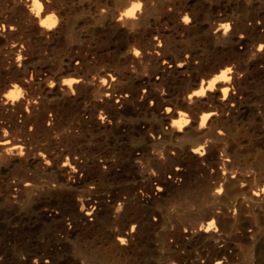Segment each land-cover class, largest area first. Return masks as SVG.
<instances>
[{
    "label": "bare ground",
    "instance_id": "1",
    "mask_svg": "<svg viewBox=\"0 0 264 264\" xmlns=\"http://www.w3.org/2000/svg\"><path fill=\"white\" fill-rule=\"evenodd\" d=\"M0 264H264V0H0Z\"/></svg>",
    "mask_w": 264,
    "mask_h": 264
},
{
    "label": "rangeland",
    "instance_id": "2",
    "mask_svg": "<svg viewBox=\"0 0 264 264\" xmlns=\"http://www.w3.org/2000/svg\"><path fill=\"white\" fill-rule=\"evenodd\" d=\"M44 234H42V232H41V230L40 229H37V230H35L34 231V240L35 241H40V242H42V243H46V238H45V236H43ZM36 238H37V240H36ZM40 239V240H39ZM66 242V243H65ZM65 242H62V244L61 243H58L56 246V250H54V249H51V252L52 253H50L49 254V256H63L62 258H64L65 256H73L74 255V253H75V248H76V246L80 243V241L79 240H74V239H70V240H68V241H65ZM76 242V243H75ZM74 244V245H73ZM52 245H53V243L51 242V243H49V246H51L52 247ZM62 248H61V247ZM50 247V248H51ZM58 247H60V248H58ZM61 249V250H60ZM69 249V250H68ZM71 249V250H70ZM74 249V250H73ZM54 250V251H53ZM63 250V251H62ZM65 250V251H64ZM55 251H56V253H55ZM71 251V252H70ZM53 253L54 254H56V255H53Z\"/></svg>",
    "mask_w": 264,
    "mask_h": 264
},
{
    "label": "snow or ice",
    "instance_id": "3",
    "mask_svg": "<svg viewBox=\"0 0 264 264\" xmlns=\"http://www.w3.org/2000/svg\"><path fill=\"white\" fill-rule=\"evenodd\" d=\"M137 7H138V5H137ZM228 71H231V69H228Z\"/></svg>",
    "mask_w": 264,
    "mask_h": 264
}]
</instances>
